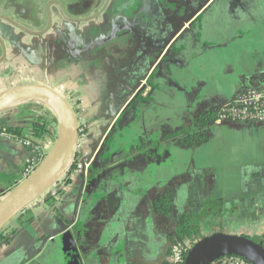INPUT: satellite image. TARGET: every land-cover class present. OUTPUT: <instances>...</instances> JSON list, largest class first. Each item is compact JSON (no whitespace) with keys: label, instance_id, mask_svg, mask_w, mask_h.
<instances>
[{"label":"crops","instance_id":"obj_1","mask_svg":"<svg viewBox=\"0 0 264 264\" xmlns=\"http://www.w3.org/2000/svg\"><path fill=\"white\" fill-rule=\"evenodd\" d=\"M222 1L193 16L176 12L175 21L166 11L161 36L138 45L140 51L127 35L94 44L95 53L114 58L112 69L101 57L100 68L80 58L84 62L63 73L55 88L79 103L86 130L75 153L88 163L78 174L71 161L16 213L7 224L10 243H0V264H167L169 234L187 210L200 229L197 242L216 234L242 237L264 255V127L194 124L200 111L219 110L244 85L264 82L262 0ZM171 32L177 36L170 39ZM68 33L50 41L58 46L72 39ZM73 41L66 44L69 53L49 47L50 66L76 60L84 44ZM42 116L17 103L0 111V126L21 128L43 156L54 141L32 137ZM182 127L206 132L207 140L184 147L179 138H166ZM31 157L42 159L0 136V194L23 180ZM166 194L172 209L159 217L153 202ZM73 244L75 261L68 254ZM219 258L209 254L199 264H218Z\"/></svg>","mask_w":264,"mask_h":264},{"label":"flooded vegetation","instance_id":"obj_2","mask_svg":"<svg viewBox=\"0 0 264 264\" xmlns=\"http://www.w3.org/2000/svg\"><path fill=\"white\" fill-rule=\"evenodd\" d=\"M54 1L56 0H46V1L45 0H0V14L10 17L13 21L17 22L20 26L27 28L29 30L35 31V32L37 31L44 32L50 26L49 30L45 33L46 35L44 34L46 38H44L45 37L44 35L38 36L40 38H38L39 41L37 42V46L39 47L36 50L37 52L30 53L26 51V55L28 56V53H30L32 58L29 57L28 59L27 57L24 56L23 57L24 60L22 59V64H23L22 67L29 68L34 65L35 67L36 65L39 66L40 64H35V61L38 58H42L41 59L42 62H48L50 64L52 60L50 58V52H49L50 48L49 47L53 46L55 50H56V47L58 49L61 48L63 50H66L65 49L67 48L66 44L71 45V43L66 42V40L63 38L62 42L59 43L57 46L55 43L56 40L55 42L54 41L51 42L49 38H50V35H53V36L57 35L60 38H62L63 32L66 30H64L60 22L55 28H53V25L55 24L57 17L61 18L65 22H66L65 19H67V17L72 18V13H71L72 10L70 9L69 4L75 1H79V2L81 1L84 4L86 3L95 4L96 9L92 13L99 12L104 8V10L99 15V18H96V21H95L97 22V24L100 25V23H103V25L99 26L100 28L98 29L97 32H95L94 37L91 34V32L89 34H86L84 32L82 36L77 35V34L73 35L72 37V39L74 38L73 43L77 42L79 44L80 43L84 44L82 49L78 50V54L75 56L76 60H69V61H63V62H61L60 60H57L56 62H54L55 65L53 67L51 66V70H53V72L58 69L56 67V64H60V63L61 65L63 64V69L65 68L64 64L68 65L65 71L75 69L77 67L76 63L84 62L80 58H84L86 62L88 61L87 66L89 68H98V66L99 68L102 67L99 64V59H96L97 57H101L102 59L100 60H102L103 63L108 64L109 66L111 65L112 61H115L114 58L110 56L109 54H105L104 52H101V51L96 52L97 53L96 54L92 50L94 44L103 43L105 41L110 40L113 37H122V36L128 35L127 38L130 37L131 41L135 43L136 45L135 47H137L138 51H140V48L138 47V45L153 43L155 41L154 39H157L158 37L161 36V31L162 29H164V27L160 26V24H162L160 20L164 19V13L167 14L166 11H168L169 21L170 20L175 21L177 19L176 12L179 13L180 11L190 10L191 12L189 13L190 15L193 16L195 10H198L201 7L208 8V7L215 5L216 3L223 2L222 0H85V2H83L82 0H57L61 3L63 10L65 11L66 16L63 17V15L61 14V11L59 10V8L57 7ZM54 10L56 11L57 16L53 14ZM49 16L52 17L51 25H50ZM104 18H105V21H104ZM110 18L112 20L109 22L108 19ZM190 18L191 17L188 15V19ZM0 22L6 23V24L8 23V25L11 24L15 26L14 24L4 20L1 17H0ZM124 27H127L128 30L127 29L121 30ZM87 28L89 29V27ZM157 28H159L160 30L158 31ZM24 32L27 33L26 31ZM31 36H35V35H31ZM176 36H173L171 32L169 35V38L170 39L172 37L175 38ZM0 37L3 40L5 38L10 39L11 33L8 32L7 34H5L0 29ZM90 37H92L91 40H90ZM4 42L6 43V40H4ZM41 47H44L45 50L41 51ZM6 48H7V44H6ZM67 53H69V51H67ZM21 54L23 55V52ZM1 56H2V53L0 57ZM6 61L7 59L4 62ZM119 64L122 68H124L123 62H120ZM45 67L49 68L50 66L45 64ZM112 68H113V65H111L110 67H106V69H112ZM8 74H10V72H6L2 74V77L6 78ZM53 83L57 84V81ZM21 84L23 83L22 82L19 83L17 80H14L11 87H15ZM26 84H30V83H26ZM26 102H29V101H26ZM84 130H86V127ZM78 174H81V173H78ZM170 245H171V240H170L169 246ZM72 247L75 250L74 244L72 245ZM68 254L71 255V252H68ZM75 254L76 252L72 254L70 259L74 258V261H75V258H76Z\"/></svg>","mask_w":264,"mask_h":264},{"label":"water","instance_id":"obj_3","mask_svg":"<svg viewBox=\"0 0 264 264\" xmlns=\"http://www.w3.org/2000/svg\"><path fill=\"white\" fill-rule=\"evenodd\" d=\"M54 2L61 11L63 17L66 16L61 3L57 0ZM70 9H72V7ZM103 10L104 8L96 13H92L91 11L90 14L86 13L85 15H76L74 14L75 11L71 12L72 18L67 17V20L71 21L75 27L67 32H71L72 35L78 34L80 36H82L84 32L86 34L91 32L94 36L95 32L100 28L99 26L103 25V23L99 25L95 22L96 18H99ZM0 17L35 36L44 35L50 28L49 26L44 32H35L20 26L8 16L0 14ZM49 19L51 25L52 17L49 16ZM111 20V18L108 19L109 22ZM87 27H89V29ZM0 44L3 50L2 56L0 57L1 64L7 59L6 43L1 37ZM25 99L41 100L39 102L45 101L49 103L59 116V131L52 148L42 159L37 168L0 200V232L7 226L17 212H19L48 183L52 182L65 167L70 165L71 161L74 159L79 141L80 125L78 116L68 99L61 94L60 91L48 85L38 83L17 85L9 88L0 96V111ZM213 253H216L219 257L231 255L242 256L250 260L252 264H264V255L251 241L242 237L224 234H216L197 242L188 254L186 264H199L203 257Z\"/></svg>","mask_w":264,"mask_h":264},{"label":"trees","instance_id":"obj_4","mask_svg":"<svg viewBox=\"0 0 264 264\" xmlns=\"http://www.w3.org/2000/svg\"><path fill=\"white\" fill-rule=\"evenodd\" d=\"M46 1V0H45ZM2 53V48L0 45V55ZM67 98V97H66ZM70 104L72 105L73 109L75 110L78 120H79V112L80 107L78 102H74L71 98H67ZM26 107L30 108L33 111H41L43 112V116L37 118L33 123V132L32 137L37 139L45 138L49 136L54 142L57 138L58 131H59V116L57 115L56 111L50 107L47 108L44 102H26L24 103ZM218 121V110H210L204 109L199 112L194 118V124L201 129L207 128ZM80 125V123H79ZM81 126V125H80ZM0 131H6L7 133L16 135L18 137H22L23 131L21 128L15 127H1ZM188 130L184 127L180 128L179 130L166 134V138H179V142L184 147H194L197 146L207 140L206 132H195L189 133ZM80 155L78 152L74 155V160L72 161L70 167L72 172L76 173L77 164L80 161ZM63 191H59L53 199H57L61 197ZM60 196V197H59ZM154 208L159 217L167 216L171 209H172V202L170 194L166 195H158L154 199ZM58 217L62 221H66L64 216L58 212ZM13 232L9 230L8 225L0 232V243L9 244L12 238ZM171 245L175 243H182L184 245V260L183 264H186V259L188 254L190 253L192 247L197 243L200 238V229L199 226L194 224L192 214L190 210L184 212L178 220L176 227L173 229L172 232L169 234ZM234 257L243 258L237 255H231ZM186 258V259H185ZM225 259V257H224ZM224 259L219 258L221 262L218 264H224ZM244 259V258H243ZM223 260V261H222ZM250 264L251 261L245 259ZM168 264V262H167ZM226 264V263H225Z\"/></svg>","mask_w":264,"mask_h":264},{"label":"rangeland","instance_id":"obj_5","mask_svg":"<svg viewBox=\"0 0 264 264\" xmlns=\"http://www.w3.org/2000/svg\"><path fill=\"white\" fill-rule=\"evenodd\" d=\"M83 2H85V0H82ZM81 2V1H80ZM79 1H75L70 3V8L72 7V12L75 11L74 14H83L85 15L86 13H89L92 11H95L96 9V5L95 4H91V3H80ZM264 4V0H262V2ZM65 19V18H64ZM65 21H63L61 18L57 17L56 18V22L53 25V28L57 27V25L59 24V22L61 23V26L64 28L63 34H67L70 29H73V27H75L73 25V23H71L69 20L65 19ZM67 23V24H66ZM11 27H10V26ZM8 23H3L0 22V29L2 30V32H4L5 34H7L8 32L11 33V38L10 39H4L6 40V44H7V61L3 62L2 64H0V96L7 91L9 88H12V84L14 80H17L19 83H38V84H44V85H48L50 87L53 88H57L58 84L53 83L55 81H58V79L60 77H62L63 73L65 72V69L68 67L67 64L65 65V68L63 69V64H56V67L58 68L57 70H55L53 72V70H51V66L49 65L48 62H42L41 59L42 58H38L35 61V64H40L39 66L35 65L32 67H22V59L23 57H27L29 59L32 58L30 53H36L37 49L39 48L37 46V42L39 41L38 36H31L27 33H25L24 31H22L21 29L11 25ZM79 26V25H77ZM127 28V27H126ZM128 30V28H127ZM71 33H68V35L70 36ZM46 35V34H45ZM44 35V36H45ZM78 35V34H77ZM128 37V35H127ZM46 38V36L44 37ZM43 38V39H44ZM50 38H54L53 35H50ZM49 38V39H50ZM74 39V38H73ZM70 40L72 39H66V42H70ZM126 40L131 41V38H126ZM132 45H135L132 42H130ZM66 50L63 49H59L61 53H67V48H65ZM45 48L41 47V51H44ZM26 51L30 52L28 53V56L26 55ZM23 52V55L21 54ZM24 60V59H23ZM34 60V59H32ZM50 62V61H49ZM45 64L50 66L49 68L45 67ZM55 65V63H54ZM53 65V66H54ZM52 66V67H53ZM6 72H10V74L7 75L6 78L2 77V74L6 73ZM16 85V84H14ZM26 101H30V102H37V101H41V100H31V99H25L23 101H19V103H25ZM44 103L46 104L47 108H50L51 105L47 102L44 101ZM79 115V114H78ZM70 237V236H69ZM70 239H72V237H70ZM72 251H74V249H72L71 247V255L72 256Z\"/></svg>","mask_w":264,"mask_h":264},{"label":"built area","instance_id":"obj_6","mask_svg":"<svg viewBox=\"0 0 264 264\" xmlns=\"http://www.w3.org/2000/svg\"><path fill=\"white\" fill-rule=\"evenodd\" d=\"M221 123H251L264 127V82L254 85H244L243 90L237 95L235 102L222 106L218 110V121ZM84 127L81 128V134L84 136ZM1 137H6L18 141L24 147L30 148L37 153L41 158L42 147L41 145L34 143L30 137H18L16 135L7 133L6 131H0ZM83 158V157H82ZM41 159L36 157L28 158L23 171L22 177L27 178L38 166ZM86 164L85 162H78L76 173H81ZM0 194V199L2 198ZM184 245L182 243H175L172 245L170 264H183L184 260ZM226 264H249L243 258L234 256H227L224 259Z\"/></svg>","mask_w":264,"mask_h":264},{"label":"bare ground","instance_id":"obj_7","mask_svg":"<svg viewBox=\"0 0 264 264\" xmlns=\"http://www.w3.org/2000/svg\"><path fill=\"white\" fill-rule=\"evenodd\" d=\"M236 99H237V98H236ZM236 99H234L232 102H235ZM81 128H82V125L79 126V140H80V137L82 136V134H81ZM83 133H84V132H83ZM78 142H79V141H78ZM44 157H45V155L42 157V159H43ZM42 159L40 160V162L42 161ZM79 159H80V161L82 160V162H85V161H86V160H83L82 157H80ZM80 161H79V162H80ZM40 162H39V163H40ZM86 163H88V162H85V164H86ZM38 165H39V164H38ZM65 165H66V164H65ZM65 165H64V166H65ZM64 166H63V167H64ZM23 179H25V178H23ZM3 197H4V196H2V198H3ZM2 198H1V199H2ZM1 199H0V200H1ZM171 250H172V245L170 246V250H169L168 264H170V260H169V259H170V256H171ZM238 258H239V257H238ZM185 259H186V258H185ZM240 259H241V258H240ZM245 261H246V260H245ZM246 262H248V261H246ZM248 263H249V262H248ZM249 264H250V263H249Z\"/></svg>","mask_w":264,"mask_h":264}]
</instances>
